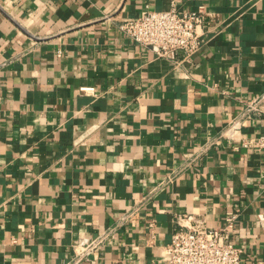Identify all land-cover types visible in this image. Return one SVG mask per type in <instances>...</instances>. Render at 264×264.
<instances>
[{"label": "crops", "instance_id": "crops-1", "mask_svg": "<svg viewBox=\"0 0 264 264\" xmlns=\"http://www.w3.org/2000/svg\"><path fill=\"white\" fill-rule=\"evenodd\" d=\"M209 14L190 62L118 24ZM92 87L83 91L82 88ZM264 0H0V264H166L178 228L238 210L240 264H264ZM239 121L236 127L232 124Z\"/></svg>", "mask_w": 264, "mask_h": 264}, {"label": "built area", "instance_id": "built-area-1", "mask_svg": "<svg viewBox=\"0 0 264 264\" xmlns=\"http://www.w3.org/2000/svg\"><path fill=\"white\" fill-rule=\"evenodd\" d=\"M209 14L203 6L194 11H180L173 5L166 10L146 8L138 16L122 21L118 29L131 41L152 48L158 56L181 55L180 61L190 62L205 42L204 27ZM92 87L82 88L83 91ZM257 117L262 128L258 136L241 139L246 148H264V92L249 100L240 114V122ZM236 121L232 127H236ZM238 210L226 212L222 225L209 227L200 220L187 226L178 219V228L165 247L166 264H240L242 250L232 241ZM108 233L79 240L73 246V258L65 264H81L90 254L101 249Z\"/></svg>", "mask_w": 264, "mask_h": 264}]
</instances>
